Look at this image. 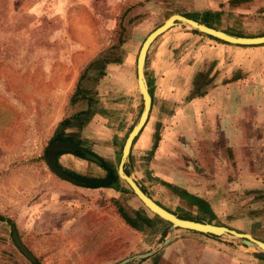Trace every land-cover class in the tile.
Returning <instances> with one entry per match:
<instances>
[{"label": "rangeland", "instance_id": "1", "mask_svg": "<svg viewBox=\"0 0 264 264\" xmlns=\"http://www.w3.org/2000/svg\"><path fill=\"white\" fill-rule=\"evenodd\" d=\"M205 10L220 13L215 21L220 28L264 33V0L237 5L226 0H0V215L12 220L20 242L39 264H115L161 243L165 224L135 229L120 216L119 209L131 217L136 210L152 215L129 191L88 189L63 180L47 167L44 150L59 121L86 106L83 98L72 104L69 99L78 81L92 96L93 114L80 128L68 126L66 133L115 165L141 109L135 58L142 40L171 14L199 16ZM189 30L175 24L147 49L144 72L152 105L144 132L157 124L158 139L165 138L164 118L157 121L156 108L169 113L213 81L236 79L252 69L257 72L251 79L259 109L245 110L235 131L213 130L211 145L208 131L187 136L180 142L184 146L177 144L176 135L167 136L162 154L148 152L155 131L150 129L149 144L135 141L125 168L169 210L196 212L164 182L206 201L212 222L264 241V67L249 59L260 67L245 65L227 73L204 51L200 71H195L187 63L194 54L189 45L193 41L186 37L194 35ZM119 32L121 42L116 39ZM114 55L119 62L106 65L101 76L96 75L99 65L88 66L99 56ZM191 139L200 143L194 145ZM225 139L237 141V146L225 147ZM66 156L57 158L65 169L103 173L95 162L78 157L74 163ZM252 252L235 241L176 229L152 255L126 264H264ZM0 264H32L13 243L5 221H0Z\"/></svg>", "mask_w": 264, "mask_h": 264}, {"label": "crops", "instance_id": "2", "mask_svg": "<svg viewBox=\"0 0 264 264\" xmlns=\"http://www.w3.org/2000/svg\"><path fill=\"white\" fill-rule=\"evenodd\" d=\"M262 35H264V33L255 34V35H244V36L254 37V36H262ZM186 37H190L188 38V41H193L191 44H189L194 50L193 52L194 54L191 55L193 61L190 60L189 58L187 59V63L192 64V66L195 65L194 68H192L191 66V68L194 69L195 71H200L199 63L200 64L202 63L199 61V57L200 59H203V56H200V53L201 52L204 53V51H207L208 53H210V55L211 54L213 55V57L210 56V60L213 61L217 67L222 68L225 66L227 73L231 72V69H234V67H241L245 65L253 66V68L256 66L264 67L263 43L244 46L239 44L221 43L210 38L203 39L202 36L199 34H194ZM162 46L164 47V44L162 43L161 45L156 46L155 52H157V54H160L161 50L163 49ZM188 48L189 46L187 44V46H185L180 51L181 53L180 56L182 57L185 56V53L182 52L187 50ZM249 59L256 60V62L260 66L257 63H252L253 60H249ZM256 73L255 70L252 69L245 75L242 72L239 75V77L236 79L227 78L226 76L225 80L213 81L212 86L207 87L205 92H203L200 95L190 97L188 99L186 98L183 104L175 105L172 108H169L168 110H171L170 112L168 111L169 113H163V112H167L163 108H156L157 109L156 116L159 117L157 121H160L161 117L164 118L162 131L165 132L166 137L164 136L165 138L163 139L159 138L157 140L158 143H156V147L154 148V151L159 152L158 154H162V149H163L162 142H166V139L168 138L167 136L173 137V135H176L177 144H179L180 142L184 144V139L187 136L191 135V137H195L194 132L202 133L204 135V132L208 131L209 142L211 145L212 143L211 133L213 130L225 131V132L229 130L230 131L237 130L238 120L242 119L239 117L245 116L244 113L245 110L249 109V110L257 111L259 109L260 98L258 96V93L255 90H253L254 80L251 79L252 77H254ZM210 80L212 79L210 78ZM262 106L263 105H261V107ZM148 121L149 120H147L146 123L147 125H148ZM157 127L158 125L156 124L153 127V129L152 128L150 129H152L153 131L155 128L157 129ZM143 129L138 134L135 141L141 143L144 147H146L147 144H149L150 142L151 130L147 127L148 129L147 132H144ZM225 135L228 136V134L226 133ZM178 136L179 137L184 136V138L181 139ZM135 141L133 142L131 153L133 148L136 147V145L134 144ZM190 141L191 143H194V145H196L195 143L197 144L200 143L198 140L191 139ZM223 141L225 143V147L232 145L237 146V141L234 140L229 141L227 139ZM151 143L152 141L150 142V144ZM183 144L180 143L181 146H184ZM181 146L178 145L180 149ZM185 146L189 151V146H190L189 141L187 144H185ZM180 153L181 152L178 151V154L181 156ZM202 154L205 153L202 152ZM66 155H67L66 158L70 162L77 163L78 161L77 156L70 155L68 153H66ZM178 181L179 184L184 186L183 179L180 180V178H178ZM145 215L150 217L147 214Z\"/></svg>", "mask_w": 264, "mask_h": 264}, {"label": "water", "instance_id": "3", "mask_svg": "<svg viewBox=\"0 0 264 264\" xmlns=\"http://www.w3.org/2000/svg\"><path fill=\"white\" fill-rule=\"evenodd\" d=\"M175 24H184L189 29L196 30L205 35H209L218 40L224 41L230 44L239 45H256L264 43V35L254 37L236 36L220 29L209 27L197 20L185 17L181 14L174 13L168 16L160 25L151 30L142 40L135 58V81L136 88L141 99V109L131 128L127 132L124 141L121 146L120 156L116 167V173L119 179L124 181L130 191L139 200V202L152 214L157 216L163 221L168 222V226L165 231V235L160 244L155 249L131 255L123 258L115 264H126L133 259H141L152 255L155 251L168 243L171 236L176 229H187L194 232L209 234L214 237H220L228 241H235L243 246L253 249L254 252L264 254V241L257 239L250 234L236 231L228 228L224 225H217L213 222H206L203 220H193L179 218L171 212L167 211L156 202H154L149 196H147L139 187V185L131 177V168L127 166L125 168V162L128 160V154L132 139L138 134L139 130L146 122L149 110H150V95L147 90V84L144 73L145 56L147 49L151 42L166 30L174 26ZM74 152L79 151L83 154L84 158L95 163H100V160L93 154L86 152L82 147L74 145L66 141H54L46 145V157L45 163L47 167L59 178L68 182H74L75 180L64 174L62 170L56 166V154L59 152ZM125 168V170H124ZM11 237L13 243L17 249L31 262L34 261L33 256L28 252L24 245L20 242L16 231L11 227Z\"/></svg>", "mask_w": 264, "mask_h": 264}, {"label": "trees", "instance_id": "4", "mask_svg": "<svg viewBox=\"0 0 264 264\" xmlns=\"http://www.w3.org/2000/svg\"><path fill=\"white\" fill-rule=\"evenodd\" d=\"M249 0H227V2L231 5H237L240 3H244L247 2ZM220 13L217 11H209V10H205L202 11L199 16H189L187 14H181L185 17L197 20L209 27H213L216 29H220L224 32L236 35V36H243L245 37L243 34L239 33V32H234L232 30H229L227 28H220L219 26H217V24L215 23V21L217 20V16ZM191 33L193 34H199V35H203L206 36L207 38L213 39L217 42H221V43H226L224 41L218 40L214 37H211L209 35H205L203 33H200L196 30L190 29L189 30ZM117 41H120V32L118 33L117 37H116ZM121 42V41H120ZM264 44V43H263ZM247 46V45H244ZM119 62V58L114 55L111 57H104V56H99L96 59H94L92 62H90L88 64V66L91 65H99V72H96L97 76H101V74L103 73V69L105 68L106 65L110 64V63H118ZM84 72H82L79 75V80L82 78ZM145 73V72H144ZM209 81V80H208ZM146 84H147V90L148 93L150 95V100L152 98L151 92H150V86L148 81L146 80ZM202 92H200L201 94ZM85 99L86 102V106H84V108H82L81 110L75 112L70 118H64L62 120L59 121L53 135L51 138H49L48 142H54V141H66L69 143H72L74 145H78L81 146V144L75 139L73 138L72 134H68L66 133V128L68 126H74L77 128H80L83 126V124L85 122H88L89 119L91 118L92 114H93V109L94 106L93 104H91L92 102V96L90 94L87 93V90H84L83 88L80 87V83H78V81L76 82L75 86H74V90L70 96V102L72 103H76L79 99ZM140 106H141V101H140ZM150 107H151V102H150ZM74 119L75 122L72 123L71 120ZM147 120V119H146ZM142 129V128H141ZM141 129L139 130L138 134L140 133ZM138 134L132 139L131 145H130V150H129V154H128V159L130 160V151H131V147L133 145V142L135 141V139L137 138ZM158 140V133L156 132V130L153 133V140L151 143V148L150 150H148L149 154L150 152H152V150L156 147V143ZM82 147V146H81ZM86 152H89L90 154L95 155L99 160L100 163H96L103 171L102 175H96V176H91V175H86V174H80L77 172H73L71 170L65 169L62 166H60L57 162V158L60 154L62 153H72L73 155L82 158V159H86L84 158L83 154L79 151H74V152H59L56 154V166L59 167L62 172L70 177H72L75 181L73 182V184L79 186V187H83V188H88V189H94V188H112L115 190H120V189H125L127 191L130 192V194H132L134 196V194L130 191V189L126 186V184L124 183V181H122L121 179L118 178L117 173H116V167H117V163L114 165L112 163H110L109 161H105L104 159H102L101 157L97 156L96 154L92 153L91 151H89L87 148L82 147ZM46 149L44 150L45 153ZM87 160V159H86ZM90 161V160H89ZM125 170V168H124ZM164 184L172 191L174 192L178 197H180L181 199H185L189 205L195 206L196 208V212L195 214H190L187 212H171L173 214H175L177 217L179 218H184V219H193V220H203L206 222H212L213 218H212V213L211 210L209 209L206 201H204L202 198L190 194L188 192H186L184 189H180L177 188L171 184H167L166 182H164ZM140 189L146 194V191L143 187L139 186ZM149 196V195H148ZM159 204V203H158ZM120 216L122 217V219L125 221V223H127L130 227H133L135 229H140V227L143 226H148V225H152L154 222H161L163 224L166 225V227L164 226L163 229L161 230L160 234L162 237H164L165 235V231L166 228L168 226V222H165L163 220H161L160 218H158L157 216H155L154 214H152L150 217L146 216L143 213H140L139 211H134L133 216H129L127 213H125L122 209L120 210ZM0 221H5L10 227L13 226V222L11 219L4 217L2 215H0ZM214 224L217 225H221L218 223L213 222ZM194 232V231H193ZM202 234V233H200ZM204 235H209V234H204ZM211 237H214L212 235H209ZM252 256L255 257L258 260L264 261V254L262 253H258V252H252ZM32 264H39L35 259L33 262H31Z\"/></svg>", "mask_w": 264, "mask_h": 264}, {"label": "flooded vegetation", "instance_id": "5", "mask_svg": "<svg viewBox=\"0 0 264 264\" xmlns=\"http://www.w3.org/2000/svg\"><path fill=\"white\" fill-rule=\"evenodd\" d=\"M151 105H152V98H151ZM150 108H151V107H150ZM148 116H149V115H148ZM148 116H147V120H148V118H149ZM147 120H146V122H147ZM146 122H145V124H146ZM143 126H144V125H143ZM142 129H143V127H142ZM142 129H141V130H142ZM154 130H155V129H154ZM140 132H141V131H140ZM152 136H153V134H152ZM80 147H81V146H80ZM131 148H132V147H131ZM129 157H130L131 159H132V157H133L131 151H130V156H129ZM147 196H148V195H147ZM149 197H150V196H149ZM150 198H151V197H150ZM151 199H152V198H151ZM152 200H153V199H152ZM153 201L156 202V203L158 204L157 201H155V200H153ZM158 205H160L161 207H163V208L166 209V210L168 209V208L164 207L163 205H161L160 203H159ZM168 210H169V209H168ZM168 210H167V211H168ZM169 211H171V210H169ZM171 212H175V211H171ZM172 214H173V213H172ZM174 215H175V214H174ZM168 225H169V224H168Z\"/></svg>", "mask_w": 264, "mask_h": 264}]
</instances>
